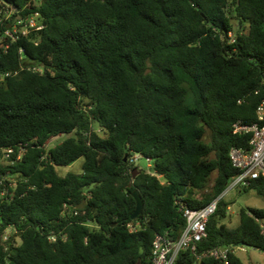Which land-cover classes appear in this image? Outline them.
<instances>
[{"label":"trees","instance_id":"1","mask_svg":"<svg viewBox=\"0 0 264 264\" xmlns=\"http://www.w3.org/2000/svg\"><path fill=\"white\" fill-rule=\"evenodd\" d=\"M12 6L43 28L0 41V264H151L156 235L185 227L180 204L221 197L230 149L249 150L233 125L264 99V0H0V17ZM248 191L264 197V179ZM224 196L197 252L243 264L237 247L264 253V209L230 229Z\"/></svg>","mask_w":264,"mask_h":264},{"label":"built area","instance_id":"2","mask_svg":"<svg viewBox=\"0 0 264 264\" xmlns=\"http://www.w3.org/2000/svg\"><path fill=\"white\" fill-rule=\"evenodd\" d=\"M22 13V9L12 6L0 17V21H8L0 41L8 39L10 42H15L22 36L42 30L43 26L39 23L38 13L25 16H22ZM229 37L232 38L231 33ZM33 70L39 71L36 68ZM256 119V123L251 126H243L240 123L233 125L234 134L251 133V138L249 150L235 147L230 149L229 159L232 167L238 171V175L232 180L222 196L231 190L246 188L254 180L264 179V99L257 107ZM11 153V149L0 150V159H7ZM138 158L139 156L135 155L133 160L136 161ZM221 197L214 199L202 208H190L180 204L179 210L185 219V227L175 240H170L166 234L156 235L152 243L151 264H176L179 254L187 251L198 262L208 258L217 264H230L229 255L232 254L230 247H214L197 252L198 243L206 237L207 222L215 213Z\"/></svg>","mask_w":264,"mask_h":264},{"label":"rangeland","instance_id":"3","mask_svg":"<svg viewBox=\"0 0 264 264\" xmlns=\"http://www.w3.org/2000/svg\"><path fill=\"white\" fill-rule=\"evenodd\" d=\"M61 137L64 136L52 138L48 144H52L54 141L59 140ZM82 163L83 159L80 158L69 167H59L56 168V170L59 175H64L67 172L79 173L81 171ZM135 163H139V165L141 164L140 160H137ZM5 164H7V159H0V165ZM213 176H215V174H213ZM224 202L228 204V210L226 213L227 217L223 220V222L226 223V226L230 229L238 226L239 212L241 209H264V197L257 196L254 191L241 193L239 192V189L231 190L225 194ZM261 222L264 224V220H262ZM235 255L243 264H264V253L254 248H250L247 246L237 247Z\"/></svg>","mask_w":264,"mask_h":264},{"label":"water","instance_id":"4","mask_svg":"<svg viewBox=\"0 0 264 264\" xmlns=\"http://www.w3.org/2000/svg\"><path fill=\"white\" fill-rule=\"evenodd\" d=\"M60 143L59 140L55 141L54 143L50 144L46 148V152H48L50 149H52L54 146L58 145ZM132 197L135 201V210L131 216L132 219L136 218L143 210L144 202L137 190L132 192Z\"/></svg>","mask_w":264,"mask_h":264}]
</instances>
